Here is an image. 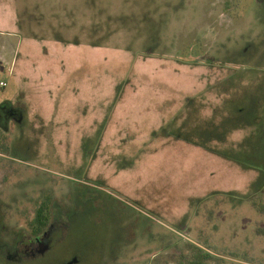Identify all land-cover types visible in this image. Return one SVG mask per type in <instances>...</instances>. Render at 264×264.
I'll return each instance as SVG.
<instances>
[{
	"label": "rangeland",
	"instance_id": "obj_1",
	"mask_svg": "<svg viewBox=\"0 0 264 264\" xmlns=\"http://www.w3.org/2000/svg\"><path fill=\"white\" fill-rule=\"evenodd\" d=\"M0 82V264H264V0H0Z\"/></svg>",
	"mask_w": 264,
	"mask_h": 264
},
{
	"label": "trees",
	"instance_id": "obj_2",
	"mask_svg": "<svg viewBox=\"0 0 264 264\" xmlns=\"http://www.w3.org/2000/svg\"><path fill=\"white\" fill-rule=\"evenodd\" d=\"M0 153H9L5 138L0 135ZM51 199L46 198L35 212V216L31 223L32 236L39 238L46 229L50 226L51 216ZM259 233V231H258ZM264 236V231L261 233ZM176 256V264H212L214 257L207 251H203L200 247L195 245L187 246L185 252H181Z\"/></svg>",
	"mask_w": 264,
	"mask_h": 264
},
{
	"label": "crops",
	"instance_id": "obj_3",
	"mask_svg": "<svg viewBox=\"0 0 264 264\" xmlns=\"http://www.w3.org/2000/svg\"><path fill=\"white\" fill-rule=\"evenodd\" d=\"M88 89H90V88H88ZM77 95H78V98L80 97V93H79V91H78V93H76ZM85 96H86V94H85ZM44 98L42 99V100H45V102H47V103H50V104H54V103H56L55 101L57 100V104H60V99H61V97L58 99V97L57 98H55L54 96H52L51 94H49V93H46V95H44L43 96ZM24 98V97H23ZM24 100H25V98H24ZM26 102V101H25ZM36 103L37 104H39L40 106H41V103H39L38 102V100L36 99ZM27 104V103H26ZM28 110V109H27ZM29 111V110H28ZM35 111H38V113L37 112H33L31 115L32 116H34L36 119H38V118H40V117H43L44 116V114L45 113H42V110H41V108H39L38 110L36 109ZM44 111V110H43ZM25 112H26V109H25ZM60 113L59 112H57V110H55V111H53V112H51V113H49V117H58V116H60L59 115Z\"/></svg>",
	"mask_w": 264,
	"mask_h": 264
},
{
	"label": "built area",
	"instance_id": "obj_4",
	"mask_svg": "<svg viewBox=\"0 0 264 264\" xmlns=\"http://www.w3.org/2000/svg\"><path fill=\"white\" fill-rule=\"evenodd\" d=\"M5 87H6V83L0 82V88H5Z\"/></svg>",
	"mask_w": 264,
	"mask_h": 264
},
{
	"label": "flooded vegetation",
	"instance_id": "obj_5",
	"mask_svg": "<svg viewBox=\"0 0 264 264\" xmlns=\"http://www.w3.org/2000/svg\"><path fill=\"white\" fill-rule=\"evenodd\" d=\"M4 104L0 106V115L2 114V110L4 109ZM5 131H6V128H5ZM44 234V233H43Z\"/></svg>",
	"mask_w": 264,
	"mask_h": 264
}]
</instances>
